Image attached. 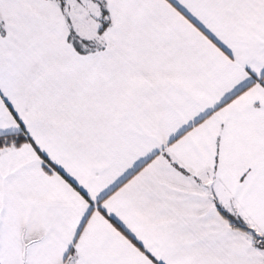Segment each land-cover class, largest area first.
Here are the masks:
<instances>
[{
	"label": "snow or ice",
	"instance_id": "snow-or-ice-1",
	"mask_svg": "<svg viewBox=\"0 0 264 264\" xmlns=\"http://www.w3.org/2000/svg\"><path fill=\"white\" fill-rule=\"evenodd\" d=\"M0 264H264V0H0Z\"/></svg>",
	"mask_w": 264,
	"mask_h": 264
}]
</instances>
